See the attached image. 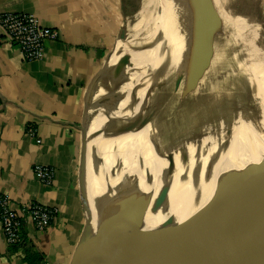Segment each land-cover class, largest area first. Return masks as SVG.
<instances>
[{"label":"crops","instance_id":"obj_1","mask_svg":"<svg viewBox=\"0 0 264 264\" xmlns=\"http://www.w3.org/2000/svg\"><path fill=\"white\" fill-rule=\"evenodd\" d=\"M161 1L156 12L157 0L136 11L128 0H0V15L34 14L59 31L41 59L25 61L0 27V199L58 211L45 230L26 221L17 246L0 224V264H71L94 211L178 176L185 153L264 108L262 63L215 85L214 52L204 49V64L194 54L189 7ZM37 164L55 170L52 185Z\"/></svg>","mask_w":264,"mask_h":264},{"label":"water","instance_id":"obj_2","mask_svg":"<svg viewBox=\"0 0 264 264\" xmlns=\"http://www.w3.org/2000/svg\"><path fill=\"white\" fill-rule=\"evenodd\" d=\"M199 12L198 9L193 12V31L198 34L195 41L198 51L194 54L204 64V53H213L214 35L208 30L210 19H199ZM205 15L209 16L206 11ZM198 67L201 75V66ZM83 199L87 205V185L83 186ZM121 202L125 205L119 211L94 226L96 214ZM230 209L243 211L254 220L247 224L246 244L230 264H264V160L207 171L185 180L173 191L167 183L158 190H139L128 198L104 205L90 215L71 264H143L179 213L221 215Z\"/></svg>","mask_w":264,"mask_h":264},{"label":"bare ground","instance_id":"obj_3","mask_svg":"<svg viewBox=\"0 0 264 264\" xmlns=\"http://www.w3.org/2000/svg\"><path fill=\"white\" fill-rule=\"evenodd\" d=\"M257 138L256 134L249 140L253 143L248 141L249 143L246 142L237 149L228 147L224 142L205 148L178 163L174 170L175 174H179L178 176L140 190L142 192L158 190L168 183L171 184L173 191L185 180L201 176L207 171H222L264 160V158L247 159V154L253 149V144L256 145L254 142ZM238 149L241 151L240 154L232 152ZM230 153L236 155L225 159L224 156ZM86 185L88 198L91 201L90 180ZM124 205L125 202L106 206L95 215L94 226L99 225ZM93 213L95 214L96 211ZM253 222L248 214L236 209H230L221 215L209 212L197 215L190 211L179 213L143 264H230L246 244L249 233L247 224Z\"/></svg>","mask_w":264,"mask_h":264},{"label":"rangeland","instance_id":"obj_4","mask_svg":"<svg viewBox=\"0 0 264 264\" xmlns=\"http://www.w3.org/2000/svg\"><path fill=\"white\" fill-rule=\"evenodd\" d=\"M143 1L144 0H128V3L129 5H132V8L136 11L141 7ZM157 1V7L154 6L153 8L156 12L160 10L162 3L161 0ZM170 1L172 8H177L179 5H184L185 8L189 7V18L191 21L188 22L189 31L193 30L195 26V17L193 16L194 10L198 9L200 11L199 19H210L208 30L210 33L213 32L212 35H214L212 48L214 52V62H217V64L214 63V65H216V70L214 71L215 75L213 76V82L215 85H218L219 81L222 84V81L226 80V78L233 79V77L236 78L239 75L242 76V73H246V77L249 76L248 74H250V72L245 64L247 61L249 62V60H257L262 63L259 79L264 88V0ZM204 4L207 6L205 9L204 7L202 8ZM152 7L153 6H151V10ZM205 11L209 16L205 15ZM203 22L205 23L206 21ZM186 30L188 31V29ZM243 87V85L238 87V94L243 93ZM216 88H218V86H216ZM220 88L221 86L219 89ZM247 96L250 100L249 94H247ZM253 102L252 104L254 105ZM250 120L251 121L246 122L244 129L243 126L239 127L242 128L240 130L238 127L232 128L233 126L230 125L229 130L221 132L213 138L210 137L211 139L208 141L205 148L224 142L228 147L237 149L257 134L258 138L254 142L256 145L253 144V149L248 152L247 159L254 160L264 158V108L261 109L258 115H255V117ZM249 142L253 143L252 141ZM257 144L260 147H258ZM240 149L233 150L232 152L240 154ZM198 150L201 151L204 149L198 148ZM198 150H191L190 153H185V155L191 156L197 153L196 151ZM236 154L231 155L230 153V155L226 154L224 157L227 159ZM188 156L186 158H188Z\"/></svg>","mask_w":264,"mask_h":264},{"label":"built area","instance_id":"obj_5","mask_svg":"<svg viewBox=\"0 0 264 264\" xmlns=\"http://www.w3.org/2000/svg\"><path fill=\"white\" fill-rule=\"evenodd\" d=\"M0 27L7 43L17 48L25 61L41 59L46 42L59 37L57 29L44 27L36 15L25 12L1 14ZM35 133L32 129L31 134ZM33 173L46 185H52L55 180V170L48 165H35ZM57 216L55 208L40 202H31L16 209L8 197L0 199V224L9 246L24 243L26 221L30 220L39 230H45L56 221ZM38 264L48 263L42 260Z\"/></svg>","mask_w":264,"mask_h":264}]
</instances>
